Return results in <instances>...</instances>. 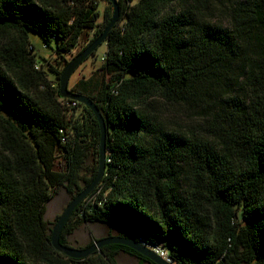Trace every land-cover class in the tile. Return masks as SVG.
<instances>
[{
    "label": "trees",
    "instance_id": "16d2710c",
    "mask_svg": "<svg viewBox=\"0 0 264 264\" xmlns=\"http://www.w3.org/2000/svg\"><path fill=\"white\" fill-rule=\"evenodd\" d=\"M99 1L0 0V264H118L121 253L153 264L117 244L68 258L44 220L59 189L72 199L94 179L100 134L89 109L63 105L61 71L37 62L29 33L56 55L87 30L89 45L111 17L95 30ZM117 2L98 79L71 90L101 112L106 169L60 243L103 224L162 244L173 264H264V0ZM165 104L196 122L160 119Z\"/></svg>",
    "mask_w": 264,
    "mask_h": 264
},
{
    "label": "rangeland",
    "instance_id": "374dc122",
    "mask_svg": "<svg viewBox=\"0 0 264 264\" xmlns=\"http://www.w3.org/2000/svg\"><path fill=\"white\" fill-rule=\"evenodd\" d=\"M107 9H109L111 16L112 6L110 5V3H108L106 0L99 1V18L96 22L97 27L95 30L99 29V27L102 26L103 16ZM93 35L94 31H85L74 49H72L68 53H62L63 55L61 54L64 58L65 64L62 61L63 59L60 57L61 55H56L54 53L56 47L55 43H51L49 47H45L42 38L34 33H29V42L33 46L37 62L43 63L44 60H48L46 64L51 65L58 72H62L65 68L64 66L66 65V63L70 62L81 50H83L87 46L88 41L92 39ZM106 49V45L102 44L93 53V55H91L75 70L68 82L69 91H71L73 86L81 80L92 79L93 81H96L98 79V67L102 63V57H104ZM48 75L50 80L54 82L53 87L56 88V76L52 74ZM81 110L82 108L77 107V110H75V112L74 110H71L69 113H73L75 116H78ZM158 114L160 119L175 122V124L181 127H185L186 125H190L193 122H196L195 118H192L190 116V113H188V111H186L184 108H175L166 104L160 105L158 107ZM93 157L94 156H89V158L87 159V166L93 163ZM60 162L61 159L59 157L57 158V165H59ZM70 200L71 198L67 194L66 190L61 188L57 191L56 195H53L50 201L46 204L44 220L49 224V228L51 230ZM108 234L113 237L117 236V233L115 231L109 233L108 228L103 224H81L75 227L74 230L65 237V241L72 248L84 249L88 247L91 242L93 244L97 240L108 237ZM116 259L118 264H139L136 258L130 257L123 253L119 254Z\"/></svg>",
    "mask_w": 264,
    "mask_h": 264
},
{
    "label": "water",
    "instance_id": "95a60500",
    "mask_svg": "<svg viewBox=\"0 0 264 264\" xmlns=\"http://www.w3.org/2000/svg\"><path fill=\"white\" fill-rule=\"evenodd\" d=\"M106 1L112 6V15L110 17V20L107 22V25L89 45H87L70 62L67 63L59 77V96L65 99L76 101L80 105H83L84 107L89 109L98 123L100 138L98 147L97 173L91 183L84 187L74 198H72L68 205L65 207L51 230L50 242L56 252L75 260L85 259L100 250L102 247L117 244L130 248L153 264H173L171 260L170 262H167L149 248L131 239L109 236L95 241L92 245L84 249L72 248L60 243L59 237L68 219L70 218L74 210L78 207V205H80L81 202H83L88 197V195L98 186L104 176V172L106 169V126L101 112L97 108L95 103L88 97L75 94L68 90V82L72 74L105 42L107 35L119 20L120 7L117 0Z\"/></svg>",
    "mask_w": 264,
    "mask_h": 264
},
{
    "label": "built area",
    "instance_id": "2783aa9c",
    "mask_svg": "<svg viewBox=\"0 0 264 264\" xmlns=\"http://www.w3.org/2000/svg\"><path fill=\"white\" fill-rule=\"evenodd\" d=\"M103 60H104V57H102V61ZM78 104L79 103H77L76 101L71 100V103L67 102L63 105L66 108L71 109V108H76ZM137 242L139 244L149 248L150 250H152L154 253H156L158 256H160L162 259L166 260L167 262H170V259L168 256V251L162 244H152L144 238H139Z\"/></svg>",
    "mask_w": 264,
    "mask_h": 264
}]
</instances>
